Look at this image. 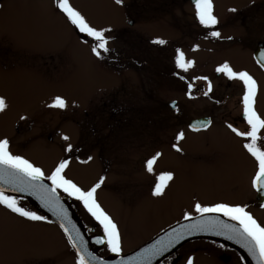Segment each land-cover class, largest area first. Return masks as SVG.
I'll use <instances>...</instances> for the list:
<instances>
[{
    "label": "rangeland",
    "instance_id": "374dc122",
    "mask_svg": "<svg viewBox=\"0 0 264 264\" xmlns=\"http://www.w3.org/2000/svg\"><path fill=\"white\" fill-rule=\"evenodd\" d=\"M241 1L212 0L213 14L224 15ZM69 3L92 26L110 29L109 51L99 58L91 52V38L67 21L54 0L0 4V97L8 105L0 112V139L9 140L11 153L40 167L45 176L68 159L64 174L85 190L104 171L105 187L95 197L119 226L121 250L137 243L142 229L162 219L165 210L191 212L196 202L236 205L249 199V183L232 175L224 149L215 148L210 165L194 162L196 154L208 150L201 137L184 155L163 157L164 148L173 144V129L185 128L190 117L210 111L211 105L207 97L187 99L176 79L162 73L166 57L177 70L174 50L164 56L163 45L152 42L163 39V0ZM55 96L67 101L65 109L47 107ZM172 100L177 101L174 110L168 106ZM68 144L70 153L64 151ZM156 152L162 155L154 173H146V160ZM101 160L105 167L99 169ZM161 171L172 172L174 179L161 197H154L155 175ZM249 213L264 226V207L253 206ZM29 222L0 206V264H75L57 225ZM193 264L214 263L199 255Z\"/></svg>",
    "mask_w": 264,
    "mask_h": 264
},
{
    "label": "flooded vegetation",
    "instance_id": "af4514ba",
    "mask_svg": "<svg viewBox=\"0 0 264 264\" xmlns=\"http://www.w3.org/2000/svg\"><path fill=\"white\" fill-rule=\"evenodd\" d=\"M4 1L0 0V4ZM233 8L236 9L235 12L226 11L224 15L214 14L218 18L219 23L214 28H205L199 24L195 17V7L192 0H163L161 31L163 40L166 41L163 44L164 56L168 54L170 47L174 50L175 54L176 49H180L184 53L185 59L191 60L194 63L186 72L178 68L174 70L173 67L170 68L171 65L166 57L162 73L176 79L178 85L183 89L182 95L187 99L207 97L211 104L210 111L198 113L196 116L190 117L187 120L185 128L173 129L175 131V135L172 138L173 144H176L181 151L177 152L172 146L165 147L163 157H170L174 153L181 156L184 155L185 150L196 144L198 137H201V141L204 144L203 147L208 148V150L207 152L204 151V154H196L194 156L193 160L196 163L200 161L210 165L213 163L212 158L217 153L215 148L224 149L227 154L225 156L226 159L234 166V170L231 171L232 175L237 180L240 179L241 183H243L242 180H244V183H249L251 197L245 199L244 203L239 204L246 206L245 210L249 212L251 207L264 204V196L259 195L251 187V180L255 175L256 166L253 158L242 146L245 139L237 137L228 128V124H232L241 131L247 129V125L243 121L242 104L240 103L243 95V86L239 81H230L222 73H216L215 69L218 65L227 61L235 71H247L257 81V96L254 107L261 118H264V67H261V64L258 62L260 52L264 51V0H242L239 6ZM177 16L182 19L178 24L174 21V18ZM128 23L129 25L133 24L132 21H128ZM212 30L219 31L221 36L219 38L211 37L209 32ZM228 37H231V39H228ZM170 41L172 43L169 45ZM115 55H117L115 61L118 63V52H115ZM180 76H183L184 79L181 80ZM197 77H207L208 79L200 80L196 79ZM209 82L212 86L210 92H208ZM189 83L193 85L190 94L188 89ZM205 92H208L207 96L204 95ZM173 101L175 100L168 102V106L172 110L177 105V101H175V105L172 106L171 102ZM198 119H206L205 124L207 126L189 127L191 121ZM178 132L184 133V138L180 141H177L175 138ZM258 135L264 138V129H261ZM190 138L192 139L191 141H189ZM222 140H225L226 143H221ZM258 144L264 148V139L258 141ZM232 151L234 153L230 155L229 153ZM158 162L162 163V160L160 159ZM104 163L105 161L101 160L100 164H97L98 168H104ZM103 172L99 170V180L101 177H104ZM105 183L104 177L101 189L105 187ZM58 191L69 200L76 213L80 216L87 234L90 236L99 235V238L103 239L104 234L100 225L86 211L83 204L75 198L69 197L66 193ZM30 210L41 215L33 208ZM165 211H163L164 213L162 212V219H159L158 216L159 220L157 222L148 224L142 229L137 243L124 248V250H121V253L135 249L163 229L184 219V210L177 208L174 210L169 209L167 214ZM192 215L195 216V213L193 212ZM46 220L51 222L47 218ZM113 221L116 223L114 219ZM64 238L67 242L68 250L75 254L65 236ZM91 247L106 257L114 254L108 251L106 243L102 244L100 248L95 244ZM199 255L208 256L214 264H248V261L245 260L237 249L216 240L189 241L158 264H186L189 256L194 258Z\"/></svg>",
    "mask_w": 264,
    "mask_h": 264
},
{
    "label": "snow or ice",
    "instance_id": "6c2138e0",
    "mask_svg": "<svg viewBox=\"0 0 264 264\" xmlns=\"http://www.w3.org/2000/svg\"><path fill=\"white\" fill-rule=\"evenodd\" d=\"M123 0H115L117 5H121ZM195 7V17L199 24L205 28H214L219 21L213 14V2L212 0H192ZM55 7L62 13L67 21L74 26L80 33L85 34L93 41L91 52L98 58L102 52H108V42L110 37L106 35L110 29L96 28L92 26L87 19L72 5L69 0H54ZM230 12H235L236 9H229ZM209 35L213 38H219L221 33L216 30L209 32ZM231 39V37H228ZM154 44L163 45L166 43L163 39H156L152 41ZM258 62L261 67H264V51H261L258 57ZM193 61L186 60L184 53L180 49H176L175 54V66L178 69L187 71L193 65ZM216 73H222L228 80H236L242 83L243 95L240 103L242 104V116L243 121L247 125V129L244 131L239 130L232 124H228V128L237 136L245 139L243 148L255 161L256 171L251 180V187L257 191L261 196H264V148H262L258 141L264 139L258 135L261 129H264V118L256 111L255 99L257 96V81L244 70L235 71L230 64L225 61L218 65L215 69ZM181 80L183 76L179 77ZM196 79L207 80V77H197ZM193 85L188 84L189 94ZM212 90L211 83L208 84V92ZM208 92L204 95L207 96ZM175 105V101L172 102ZM8 107L4 97H0V112H3ZM49 108L65 109L67 107V101L61 96H55L52 98L51 103L47 105ZM23 119V117H21ZM202 126L206 127L207 124ZM196 130V129H193ZM176 140L180 141L184 138L183 132L176 134ZM63 140L67 141L69 137L63 136ZM9 140L7 138L0 139V183L9 185L13 192H28L31 195L36 196L42 201L45 207H48L55 214L60 215L63 209L59 205V196L57 190L66 193L69 197H73L80 201L86 211L91 217L100 225L104 238H96L97 244L107 245L108 251L120 255L121 253V234L117 224L113 221L112 217L101 207L97 202L95 193L98 188L101 187L104 177L92 185L87 190L78 186L73 180L66 177L65 169L69 166L68 159H61L59 163L51 170V173L45 176L44 171L30 162L28 159L14 155L9 150ZM172 147L177 151L181 149L173 144ZM73 149L71 144H68L64 149L65 152L70 153ZM160 152H156L151 158L146 160V171L150 174L154 173V164L157 158L161 156ZM89 160L91 157L88 158ZM86 162V161H82ZM47 179L51 182V185H46L44 180ZM174 174L170 171H161L155 175V183L152 188V195L154 197H161L165 189L169 186V182L173 181ZM0 206L7 209L11 213L24 218L28 221L38 222L45 221L46 218L42 215H38L35 211H31L23 207L17 197L6 194L3 187H0ZM246 206L239 204L230 205L228 203H214L211 205H203L200 202H196L192 206V211H186L183 213L184 220L192 221L191 224L181 226V232L177 233L175 229L172 233H169L168 239L157 242L156 246L146 248L142 251L139 259L135 261V264H151V260L162 254L174 242H179L183 238L184 234H191L194 231L206 230L209 227H215L223 229L231 233L229 238H238L242 246L245 247L249 253L257 260V264H264V226H261L253 216L245 210ZM264 207V204L261 205ZM60 209V211H57ZM195 213V217L192 213ZM207 214H219L224 217L235 221V225L224 224L219 221L218 217L214 218ZM66 218V213L64 214ZM60 227L63 229L65 236L71 248L75 249L76 260L75 264H93L96 257L89 259L84 252L83 244L78 243L82 241V237L79 232L76 231L75 235L69 230V228L61 223ZM217 234H223L218 231ZM131 264V262H126ZM186 264H193V258L188 257Z\"/></svg>",
    "mask_w": 264,
    "mask_h": 264
},
{
    "label": "water",
    "instance_id": "95a60500",
    "mask_svg": "<svg viewBox=\"0 0 264 264\" xmlns=\"http://www.w3.org/2000/svg\"><path fill=\"white\" fill-rule=\"evenodd\" d=\"M171 105L173 106L172 102ZM205 121L206 119L193 120L190 122L189 127H202V125L205 124ZM44 183L49 186L51 185V183L47 179L44 180ZM0 187H3L6 191V194L8 195H13L15 197L25 199L37 211H39L50 220L57 223L59 226L61 223L65 224L69 228V230L73 232V235H75V232L78 231L80 236L82 237V241H78V243L83 244L82 251L86 249L84 254L89 259H91L92 257H96V260L93 261V264H126V262H131V264H135V261L140 258L142 251L144 249L156 246L157 242L159 241L162 240L166 241L168 239L169 233H172L174 229L177 233H179L181 232V226L186 227L187 225L192 223V221H187L183 219L171 225L170 227L165 228L163 231L155 235L153 238H151L150 240H148L147 242H145L144 244H142L141 246L137 247L136 249L130 252H127L125 254H120L119 256L113 254L108 257H103L98 253L96 249H93L91 247L93 244H95L98 248L101 247L102 244H97L95 242L96 238L99 237V235H94V236L87 235L81 219L79 218L75 210L72 208L68 200H66L61 194L57 192V195L59 196V205L60 208L63 209V212L60 215H57L48 207H45L40 199H38L34 195L29 194L28 192H13L11 191L9 185L3 183H0ZM57 211H60V209H57ZM65 213H66V218H64ZM207 215L214 218L218 217L219 221H221L224 224H228V225L236 224L235 221H232L229 218L219 214H207ZM218 231L223 232V234H217ZM230 235L232 234L227 231H224L223 229H218L215 227H209L208 229L202 231H194L191 234L185 233L183 238L180 239L179 242H174L173 245L170 246L167 250H165L162 254L155 256L151 260V264L160 263L163 259L173 254L178 248H180L185 243L192 240H201V239L216 240L228 244L236 248L244 256L245 260L249 262V264H257V260L254 259V257L249 253V251L242 246L241 242L238 241V238L230 239L229 238ZM73 250L76 252L75 249Z\"/></svg>",
    "mask_w": 264,
    "mask_h": 264
}]
</instances>
